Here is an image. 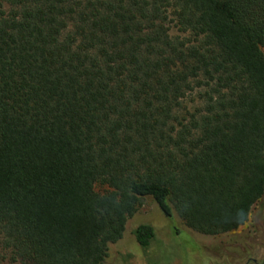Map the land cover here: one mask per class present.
<instances>
[{"label":"trees","instance_id":"obj_1","mask_svg":"<svg viewBox=\"0 0 264 264\" xmlns=\"http://www.w3.org/2000/svg\"><path fill=\"white\" fill-rule=\"evenodd\" d=\"M263 195L264 0H0L11 262L105 264L144 198L228 234Z\"/></svg>","mask_w":264,"mask_h":264},{"label":"rangeland","instance_id":"obj_2","mask_svg":"<svg viewBox=\"0 0 264 264\" xmlns=\"http://www.w3.org/2000/svg\"><path fill=\"white\" fill-rule=\"evenodd\" d=\"M170 33L178 35L172 24ZM95 190L100 192L102 188L97 186ZM141 224L154 230V238L146 248L140 247L133 236ZM0 256L6 264H14L1 239ZM105 264H264V195L244 226L215 237L188 230L176 215L172 219L164 217L150 198H144L128 221L123 239L110 247Z\"/></svg>","mask_w":264,"mask_h":264},{"label":"flooded vegetation","instance_id":"obj_3","mask_svg":"<svg viewBox=\"0 0 264 264\" xmlns=\"http://www.w3.org/2000/svg\"><path fill=\"white\" fill-rule=\"evenodd\" d=\"M250 260H251V259H248L247 261H250ZM252 262H253V263H256V261H255V260H252Z\"/></svg>","mask_w":264,"mask_h":264}]
</instances>
